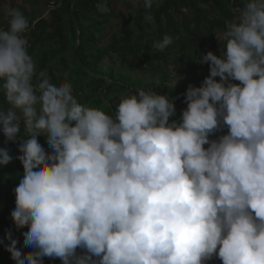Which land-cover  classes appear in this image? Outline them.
Segmentation results:
<instances>
[{
    "label": "clouds",
    "instance_id": "1",
    "mask_svg": "<svg viewBox=\"0 0 264 264\" xmlns=\"http://www.w3.org/2000/svg\"><path fill=\"white\" fill-rule=\"evenodd\" d=\"M2 7L6 144L23 125L10 214L23 245L6 233L15 264H264V0H241L215 34L219 56L195 57L209 75L188 86L178 120L175 98L152 89L113 114L81 104L70 81L37 71L26 15ZM173 43L165 34L152 48ZM11 160L0 149V169Z\"/></svg>",
    "mask_w": 264,
    "mask_h": 264
},
{
    "label": "trees",
    "instance_id": "2",
    "mask_svg": "<svg viewBox=\"0 0 264 264\" xmlns=\"http://www.w3.org/2000/svg\"><path fill=\"white\" fill-rule=\"evenodd\" d=\"M102 0H47L44 7L47 8V18H35L27 12L23 13L31 25L27 33L29 40V53L34 57L37 71H46L55 83L63 82V76H56L57 72H67L69 62L72 63L70 75L74 77L71 83L74 93L78 96L84 93V86L90 92L84 94L83 105H93L108 114H113L116 105L124 95L132 94L143 88L152 89L162 95H170L175 99L176 116L179 119L181 111L186 108L182 86H168L169 76L159 74L158 84L149 82L144 85L141 81L120 75L113 71L102 72L98 69L104 58L115 57L121 65L129 66V61L135 62L139 70L141 66H148L157 75L158 69L153 63L166 65L169 62L168 55L178 50V62L193 69L196 66L195 57L212 51L220 54L214 39L215 34L223 30L226 20L234 19V8L241 0H162V4L152 9L139 6L136 9V19L133 28L137 32L136 39L130 35L129 20L119 34L110 36V44L105 49H96L98 35L103 31L105 20L98 12V6ZM54 3L52 9L50 3ZM181 12H188L191 17H183ZM150 13L154 17V23H146L145 15ZM170 13L178 15V20ZM153 24L152 33H146ZM7 28V22L0 24ZM190 26L192 28H190ZM165 34L174 38V43L163 52L155 51L152 45L159 41ZM55 64L57 69L51 64ZM207 65V64H206ZM208 66V65H207ZM209 67V66H208ZM159 72V71H158ZM94 74V76H91ZM218 80V79H217ZM84 84V86H83ZM0 105H3V97L0 96ZM226 132V129L224 130ZM22 131L21 134L22 135ZM19 139L16 143H5V137L0 132V140L14 150H18ZM47 148L44 137L38 138ZM50 150V149H49ZM10 154V153H9ZM11 163L6 168L0 169V211L8 213L0 215V264H15L11 254L6 251L8 241L6 233L11 231L14 239L23 245V232L27 229L17 230L11 220V212L15 207L14 190L18 185L19 176L23 174L21 163L10 154ZM25 253L32 251L24 247ZM81 253V250H77ZM219 260V259H218ZM44 264H62L60 259L45 257ZM219 264L222 261L219 260Z\"/></svg>",
    "mask_w": 264,
    "mask_h": 264
},
{
    "label": "rangeland",
    "instance_id": "3",
    "mask_svg": "<svg viewBox=\"0 0 264 264\" xmlns=\"http://www.w3.org/2000/svg\"><path fill=\"white\" fill-rule=\"evenodd\" d=\"M47 0H0V24H5L7 20L4 17L3 13V5L7 4L10 7L19 8L22 12H27L30 16H34L37 18H47V8L44 7V3H46ZM162 4V0H154L153 7L149 10L150 12L152 9L158 8ZM141 6L144 9V0H102L101 3L98 6V12L103 15V19L105 20V24L103 27V31L100 35H98V45L96 49H105L110 44V36L112 34H119L121 29L127 25L128 23V17L131 16V19L129 20L128 28L130 31V35L132 39H136L137 32L134 30L133 25L134 21L136 19V9ZM148 10V9H147ZM171 16H173L175 19H177L179 22L178 17L180 15H183V17L190 19L191 15L188 12H181V14H173L170 13ZM178 16V17H177ZM235 18V13H234ZM190 28H192L190 26ZM155 29V26L153 24L150 25V30H146V33H152ZM218 35V34H217ZM215 40L216 36L214 37ZM217 48L220 50V43L218 40L216 41ZM178 50H174L168 55L169 62L164 64H159L154 62L153 67L155 69H158L157 75L153 74V71H151L148 66H141L142 68L139 70V68H136L135 62L129 61V66H123L120 64V62L115 57L110 58H104L102 62L99 64L98 69L102 72H109L113 71L114 73L120 74V75H127L129 78L134 80H140L141 84H148L149 82L153 81L158 84L159 81V74L164 73L169 76V83L168 86L176 87V86H182L183 93H186V90L189 85H192L194 87L201 86L202 81L205 77L209 75V67L206 64H199L196 62V66L193 69L190 66H186L182 63L178 62ZM56 69L57 66L53 63H51ZM72 69V63L69 62L68 70L67 72L61 73L57 72L56 76L61 75L63 76L64 80H68L70 82L74 81V77L70 75V70ZM91 76H94V74H91ZM219 79V78H217ZM238 83V82H236ZM84 86V84H83ZM84 93H81L77 96L78 101L82 104V101L84 99V94L86 92H90L89 88H86L84 86ZM177 99V98H175ZM89 106V105H86ZM89 107H94L93 105H90ZM95 108V107H94ZM21 131L23 133V125L21 126ZM223 133H217L216 135H220ZM212 139H215L216 137H211ZM19 137H17V140ZM7 148L10 154H12L14 157H17L20 155L18 150L11 149L7 147L2 140H0V149ZM7 215L8 213L4 211H0V215ZM208 264H219V260L214 258L212 261H209Z\"/></svg>",
    "mask_w": 264,
    "mask_h": 264
},
{
    "label": "built area",
    "instance_id": "4",
    "mask_svg": "<svg viewBox=\"0 0 264 264\" xmlns=\"http://www.w3.org/2000/svg\"><path fill=\"white\" fill-rule=\"evenodd\" d=\"M53 5H54V3L52 2V3H50L49 4V8L48 9H52L53 8ZM0 29H5V27H3V26H0Z\"/></svg>",
    "mask_w": 264,
    "mask_h": 264
}]
</instances>
